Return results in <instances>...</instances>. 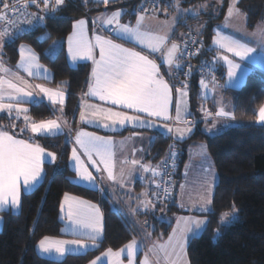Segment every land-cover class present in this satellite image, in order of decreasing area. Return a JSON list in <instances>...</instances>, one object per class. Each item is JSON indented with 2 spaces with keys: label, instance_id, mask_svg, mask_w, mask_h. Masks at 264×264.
<instances>
[{
  "label": "trees",
  "instance_id": "obj_1",
  "mask_svg": "<svg viewBox=\"0 0 264 264\" xmlns=\"http://www.w3.org/2000/svg\"><path fill=\"white\" fill-rule=\"evenodd\" d=\"M144 0H111L107 5L101 2L83 3L81 0L66 2L56 13L46 15L44 26L20 35L14 42H7L2 48L5 62L14 64L18 59V45L28 43L34 49L39 62L51 72V85H61L65 90L63 110L65 118L72 126L78 124L80 102L87 87L90 69L89 63H79L70 66L65 56L64 41L69 34L72 22L88 12L101 9H123V18L135 19ZM205 0H184L183 5ZM151 11L163 14L171 10L169 0H153ZM228 0L210 3L208 11L198 16L189 15L176 24L174 36L181 33L179 42L188 36L195 35L210 47L214 26L222 19L227 9ZM89 6L88 11L85 7ZM140 7V8H139ZM238 7L246 16L245 26L253 28L261 19L264 11V0H239ZM153 8L157 9L153 11ZM166 10V11H165ZM201 20L203 27L199 32L193 28ZM44 33H50V38L42 42L37 38ZM53 41H60L55 54H46ZM181 49V44H180ZM211 51H203L191 59L192 65L203 60H212ZM216 69L215 80L222 78ZM173 76V69H172ZM203 77L194 73L189 83V103L192 116H201V97L199 96L200 80ZM205 78V77H204ZM203 78V79H204ZM210 78V77H209ZM173 79V77L171 78ZM212 80V77L210 78ZM66 81V84H62ZM224 96L232 104L235 119L243 120L242 124L230 126L216 134H207L200 127L183 140L170 139L160 132L154 131V138L149 149L151 161H158L165 154L168 145L175 149V170L172 173L177 186L182 181V168L187 160V148L192 143L202 142L215 169L217 180L211 194L209 211L200 212L206 218L207 224L200 234L192 236L186 245V256L189 264H264V126L253 124L257 109L264 103V72L252 70L248 72L239 87L224 88ZM209 100L203 104L211 109ZM28 114L35 121L50 117L51 109L43 102L28 103ZM13 117L0 114V126L7 131L23 138L29 137L19 130V121L12 127ZM10 121V122H8ZM200 123V122H198ZM33 140L41 147L56 154V161L43 164V179L32 191L22 193V206L17 212L2 211V227L0 229V264H86L106 248H120L129 241L136 232V227L130 221L113 209L108 198L100 190L80 185L73 181L74 172L70 169L68 158L70 153L69 137L65 133L55 136L35 135ZM175 193L165 200H157L155 187L150 190L152 202L156 208L164 206L166 213L178 212L180 209L174 203ZM65 193L96 201L100 204L103 214L104 230L97 246L82 253H68L61 259L43 257L36 252L35 244L45 236L64 235L61 232L59 219V204ZM233 206L236 213H231ZM156 211V210H155ZM142 219L153 222L152 233L165 236L171 223L160 220L156 212L136 211ZM149 225V224H148Z\"/></svg>",
  "mask_w": 264,
  "mask_h": 264
},
{
  "label": "snow or ice",
  "instance_id": "obj_2",
  "mask_svg": "<svg viewBox=\"0 0 264 264\" xmlns=\"http://www.w3.org/2000/svg\"><path fill=\"white\" fill-rule=\"evenodd\" d=\"M99 2L107 5L109 0H99ZM88 3V0H84ZM181 0H174L170 6L176 9V16L172 17V24L165 21L166 30L161 32L143 31L144 21L147 18L146 14L148 9H142L140 14L137 15L135 26L120 23V18L123 15V9H118L111 14H101V16L94 18L93 23L99 20L102 25L116 26V31L122 36L134 39L140 44H144L151 51H163L169 40V33L172 31V25L178 19L179 13L192 12L198 16L202 10H207V4L197 5L191 9H181ZM239 0H232L229 5L228 14L225 17L226 22L232 23L234 20L240 22L246 21V16L241 12L237 6ZM35 5L40 12L44 14H54L62 6L65 5V0H23L21 6L13 5L12 11L14 15H18V19H9L7 10L9 5L4 4V10H0V20L6 22V26L0 29V50L7 42H14L20 35L25 34L27 31L34 29L37 26H44V15H38L34 12L27 11L28 7ZM42 5V7H41ZM157 9L153 8V11ZM166 11V10H165ZM87 21L85 19L77 20L73 24V32L68 36V52L73 61L86 58L91 59L94 67L92 68L91 78L88 85V92L85 96L98 97L101 101H111V103L129 111L136 113L146 114L149 117L164 118L165 120L172 119L169 116V106L172 102L173 89L163 77L160 76V67L153 60L147 56L142 55L132 49L125 48L120 44L114 43L112 40L103 36L96 35L94 37L95 43L87 37ZM27 25L29 27H24ZM203 25H198L197 32ZM11 29V31H10ZM251 35L259 37L261 42H264V24L257 25L256 31ZM50 38V33H44L37 39L43 41ZM213 42L217 45L218 50H226L233 53L236 57L244 59L254 51L245 43L234 39L231 36L223 35L217 31ZM57 41H53L46 54L53 57L57 46ZM193 43H196L193 40ZM201 46L203 42L200 41ZM95 47H99L100 58L97 60L93 55ZM187 43H185V49ZM197 49L194 53H189V56H194L199 53ZM20 61L17 68L26 72L29 76L37 75V72L43 71L47 74L48 70L39 63V56L30 45L21 44L19 47ZM183 51L179 45L172 43L164 53V61L169 66V70L173 68L178 71L182 68L181 57ZM224 60L228 64V78L230 83L239 84L243 80V75L248 69L242 70L241 75H237V69L241 68L240 64L235 63L225 55H218L213 58V61L206 62L203 67H208L207 75L212 77L213 91H215V76L213 75L214 62ZM191 65L189 71L184 73L185 76L191 75ZM11 69L6 67L3 60L0 59V73L8 74ZM13 75H15L13 73ZM20 80V77H17ZM66 84V81H62ZM200 84L203 88H208V83L202 78ZM34 87L39 90L38 93L28 91L26 88ZM178 99L176 101V117L178 123H182L185 127H176L175 129L168 127L165 128L168 132L178 134V138H183L187 133L192 131L188 126L191 122L182 119V112H187L186 100L187 97V84L185 83L182 88H176ZM40 93L47 96L52 103H59L61 111H63L65 93L61 89H50L43 85H28L27 81L21 80V83H15L13 80L6 78V75H0V111H6L11 117L12 113H16V119L20 118L21 114L25 121V127L21 132L29 130L34 134L55 136L63 132L64 126L67 121L49 119L35 121L31 116L27 115L29 109L22 107V103H39ZM11 102H5V101ZM81 112L80 118L82 121L89 123L94 120H100L102 126L105 128H115L123 126L126 123L138 124L140 126L153 127L154 124L150 120L141 119L140 115H129L128 111H113L111 108H102L95 104L80 105ZM203 110V109H202ZM211 115V113H208ZM217 116L231 117L235 119L233 113L224 111L221 107ZM256 121L264 123V104H261L257 109ZM12 127H15L13 124ZM215 128V124L209 128V131ZM75 144L83 150V155L91 161V165L86 164L81 159V154L77 151L76 147L72 148L71 161L73 168L76 172V177L85 181L90 185H96V177L89 171L90 167H95L97 172L101 171L100 165H103V170L107 172L108 179L116 180L117 176L114 174V161L112 152L113 141L111 138H104L97 136L93 133H87L83 130L78 131L75 137ZM171 148V146H170ZM203 153L207 158V148L201 145ZM171 157L175 156L174 152H170ZM98 157L99 159H95ZM45 160L49 162L56 161V154L46 152L39 144L29 143L27 140L18 139L16 136L7 131L0 130V212L13 211L17 212L22 206L21 201V188L23 187L26 192L34 190L41 180L43 179V163ZM127 163V161H125ZM138 161H131V164L136 165ZM210 163V162H209ZM163 166L167 167V161H162ZM145 171H151L153 176L161 174L159 172L160 166L152 167L150 165H141ZM206 173L212 172L214 178V170L209 168L204 169ZM123 175V170H121ZM122 182V181H121ZM159 188L160 185H157ZM183 188V185H181ZM210 187L208 189V198L201 197L200 210L209 211L208 205L211 204ZM170 189L163 188V197L159 193H154L157 200L166 199L169 195ZM146 195V194H145ZM140 206L145 210H152L155 205L149 199L140 202ZM181 207H184L182 204ZM61 213L63 217L69 221L68 230L80 239L62 240L53 237L45 236L38 244L41 253L56 257H63L69 252H79L87 250L90 246L96 247L97 241L102 237L104 225L103 214L96 204L90 201L82 200L78 197L71 196L68 193L64 194V198L60 203ZM235 206H233L231 213H224L221 221L224 222L226 217H231L236 213ZM207 221L197 219L194 217H180L178 218V227L173 229L172 234L169 236L168 241L164 245H156L164 252V258L169 261V264H177L178 261H183V264H188L186 260V244L191 236L199 234L202 227L206 226ZM138 243L135 239L130 241L124 248L113 252L109 248L100 257H96L90 264H102V257H108L109 264H122L120 256L122 253L127 252L129 257L128 264H134L133 258L138 250ZM142 264H151L148 256H145Z\"/></svg>",
  "mask_w": 264,
  "mask_h": 264
},
{
  "label": "crops",
  "instance_id": "obj_3",
  "mask_svg": "<svg viewBox=\"0 0 264 264\" xmlns=\"http://www.w3.org/2000/svg\"><path fill=\"white\" fill-rule=\"evenodd\" d=\"M81 1L84 3V0H81ZM89 1L99 2V0H88V2ZM109 1H111V0H109ZM220 1L221 0H207V6L208 7H207L206 11L209 10L208 8L210 7L211 2L217 4ZM231 2H232V0H228V5H227V9L225 11V14L223 15L222 19L213 28L214 34L212 35L211 41H210V48L213 51L211 58L213 60V58L217 57L218 55H225L229 59L233 60L235 63L240 64L241 68L236 70L238 76L241 75L242 70L248 69V71L246 73H244L243 80L239 84L230 83L229 78H228V64H227V62H225L222 59L218 60V62H214L216 68L220 72H222V75H221L222 78L220 80H215V91H213V82L210 79L211 77L210 78L209 77L204 78V80L208 83V88L205 89L200 84L199 96L201 97L200 100L202 102V106L200 107L201 108V111H200L201 116L198 118H195L192 116V113L189 112L187 114V119H188V117L191 118V121L189 119H188V121L191 122L189 125L192 128V131L190 133H187L183 138H179V139H175V140L185 139L194 131V129L196 127H200V129L203 132L210 134V135L219 133L222 130H224L227 122L233 121V119L231 117L217 116L216 115L217 111L221 107H223L224 111L232 113V104L228 99L225 98L224 93H223L224 88H226V87L236 88V87L240 86L242 84V82L244 81L246 74L252 70L257 69V70H261L264 72V42H261L259 37L251 35L253 32L256 31L257 25L264 24V19H262L260 22H258L251 29H249L245 26L244 20H242L240 22H237L234 20L232 23L226 22L225 17L228 14L229 5L231 4ZM118 9H121V8H115V9H110V10L101 9L99 11H94L92 13L88 12L86 15L75 19L72 22L69 34L65 38L64 48H65V56H66L67 63L70 66H76L79 63H85V62L90 64V69H89V74H88V79H87V87L85 89L84 94L87 93L89 90L88 85H89L90 78H91L92 68L94 67L93 62L91 59H86V58H80V59L73 61L69 55V52H68V47H69L68 36L73 32V24L77 20H80V19H85L88 22L87 23V37L93 43H95L94 37L96 35H100V36H103L107 39L112 40L116 44H120L125 48L132 49L136 52L141 53L142 55L147 56L150 60L155 61L157 63V65H159L160 76L163 77V79L166 80L168 82V84L173 89L172 102L169 106V116L172 119L165 120L162 117L161 118L150 117V119H153L155 121H158V122H161L164 124H168L169 127L173 128V129L176 128V125H184L182 123L176 122V120H175V117H176V101L178 99V94L175 91L176 87L174 88V86L171 84V81H172L171 78L173 77L172 76V70L170 72L169 66L164 61V53L167 52V48L170 47L173 42L176 43L177 45H179V47H180V42L178 40L182 34L177 33V35L174 36V30H175L176 24L180 21L181 17L178 16L177 21L175 22L174 25H172V31L169 33L168 43L164 47L163 51L153 52V51H151V49L147 48L144 44H140L137 41H135L134 39H130L126 36H122L121 34H119L116 31L115 24H113V25H102L99 20H96V22L93 23L94 18L101 16V14H111L112 12H114ZM203 11L205 12V10H202L199 13H201ZM140 12L136 13L135 19L132 21L130 19L123 18L121 16L120 23L135 26L137 15L140 14ZM241 12L243 13L242 10H241ZM169 13H170V11L164 12L163 14H158L156 12H152L151 10H149L146 14L147 18L144 21V25H143L142 30L143 31H151V32H161L162 33L163 31L166 30V25L163 22L167 21V22H169V24H172V17L170 16ZM189 15H191V13L185 15V17L189 16ZM192 16H194V14ZM108 28H110L111 31L107 33L106 29H108ZM217 31H220L223 35L231 36L234 39L239 40L241 43L247 44L249 47H252L254 49V51L252 53H250L248 57L241 59L240 57H236L233 53L227 52L226 50H222V49L218 50L217 45H215L213 42V38H214ZM243 36H245V37H243ZM93 55L95 56V58L97 60L100 58L99 47L94 48ZM49 79H51V76H48V77L42 76L40 78V80L43 82V84L56 89L57 85L55 86V85L49 84L47 81ZM29 82H31V81H29ZM60 87H61L60 89H62L65 92L64 88L61 85H60ZM84 94H83L82 98H83V102L85 104H95V105H98L99 107H102V108H111L113 111H128L129 115H143V116L149 117L146 114L136 113L134 111H129L127 109L121 108L118 105L114 106L111 103V101H101L98 97L85 96ZM82 98H81L80 105L82 103ZM41 99L42 100H40V101L45 103L51 109V115H50V117H47V118L53 117V115H52L53 105H51L50 101L44 100L42 97H41ZM64 100H65V98H64ZM205 100L210 101L208 103L212 105L211 109H209L206 106V104H203ZM57 104H59V103H57ZM59 106L61 107L60 104H59ZM80 112H81V107H80L79 116H78V124L76 126H72L68 123V121L64 115V110H63V116L60 115V117H59V120H62V118H63V121H67V124L64 126V130L62 133H65L68 135L70 145H71L68 163H69L70 169L74 172L73 181L75 183L80 184V185H84L87 187H91V188L100 190L104 195H106L111 206L115 210H117V209L114 208L113 200H116L122 206H128L131 208V206H133L134 203L140 204V202L142 200H144L145 197H148V196L151 197L149 195V190L153 189L154 187L151 184H149V187H148L147 182H149V181L155 182L157 175L153 176L151 171H145L141 167V165H150L152 167H156L159 164L158 161H151V158H149V149H150V146H151L153 138H154V131L160 132L163 135L170 137V139H172V140L174 138H171V136L174 135L175 131L169 132L168 134H165L162 131H160L161 129H158V128H150L147 126L138 127L139 126L138 124H131V123H126L123 126H117L115 128H105L102 126V123L100 120H94V122H92V123H89L87 121H82L80 118ZM208 113H211V115H208ZM0 114H2V113H0ZM198 122H200V123H198ZM242 123L243 122H239V123H235V124L238 125V124H242ZM252 123L264 126V123L257 122L256 118H255V120L252 121ZM213 124H215V128H212V130L209 131V128H211V126ZM0 130L7 131L4 128H2L1 126H0ZM81 130H83L84 132H87V133H93V134L100 136V137L111 138V140L113 141V144L111 147H112V152L114 153L113 161H114V174L117 176L116 180L108 179L107 172L103 170V165H100V168H101L100 172H97L95 167L89 168V171H91L93 176L96 177V185L95 186L90 185L85 181H81L76 177V172L73 168V162L70 159L73 147L77 148V151L81 154V159L86 164L91 165V161H89L88 158L83 155V150L80 149L79 146L75 144L76 133L78 131H81ZM7 132L16 136V138H18V139H23V140H27L29 143L38 144L37 142H35L33 140L34 135L33 136L29 135V137L23 138L16 133H13L10 131H7ZM138 132H141L143 134L148 133V135H150L148 138V142H147L145 149L143 148V146L140 143V139L138 138L139 136L134 134V133H138ZM138 140H139V142H138ZM201 143L202 142L192 143L191 145L188 146V148H187V160H186L185 164L183 165V168L181 171L182 180H185V177H186V175H187V173L190 170L192 165L196 166L199 170H200V168H203L205 166L207 168H209V166H211V169L214 170V178H212V183H211L212 184L211 185L212 191H213L214 185H215L216 180H217V175H216L215 169L212 165V162H211V159H210L208 153H207V157H208L207 159L208 160H206V157H205L203 150L200 146ZM202 144H204V143H202ZM141 148L144 149L145 151H143ZM45 151L51 152V151L46 150V149H45ZM131 157L133 160L138 161L139 163L136 165L131 164V161H129V159ZM94 158L97 160L99 159L98 157H94ZM203 158H205V160H202ZM189 159H190L189 164L186 165ZM125 161H127V163H125ZM44 163H52V162L45 160ZM121 170H123V175H121ZM179 186H180V184L177 186V188ZM212 191H211V194H212ZM22 193H26V191L23 187L21 188V194ZM70 195L74 196V197H78V198L85 200V201H90L92 204L98 205L100 208V211H101V207H100V204L98 202L90 200V199L82 198V197H79L77 195H73V194H70ZM63 198H64V195L62 196L61 201L63 200ZM61 201H60V203H61ZM208 208L210 209V205L208 206ZM141 209H142V212H145L144 208H141ZM143 209H144V211H143ZM9 211H11V210H9ZM139 211H141V210H139ZM196 212H205V211H201V210L197 209ZM172 213H170V214H172ZM58 214H59V219L61 220V232L64 235L49 236V237H53L56 239H62V240H67L66 237H70L72 239H80L79 236L73 235L71 233V231L68 230L69 221L63 217V214L61 213V209H60V204H59ZM157 216H159V215L157 214ZM1 227H2V218L0 215V229H1ZM40 240H38L37 243L35 244L36 252L39 255H41L43 257L53 258V259H61L66 255L65 254L63 257L58 258L55 256V254H53L52 256H49L48 254L41 253V251L38 248V244H39ZM106 249L108 250L109 248H106ZM106 249L101 251V253H103L104 251H107ZM116 251H118V250L117 249L113 250V252H116ZM69 253H77V252H69ZM80 253H82V252H80ZM120 259L122 261V264L127 263V259L125 256H120Z\"/></svg>",
  "mask_w": 264,
  "mask_h": 264
},
{
  "label": "rangeland",
  "instance_id": "obj_4",
  "mask_svg": "<svg viewBox=\"0 0 264 264\" xmlns=\"http://www.w3.org/2000/svg\"><path fill=\"white\" fill-rule=\"evenodd\" d=\"M183 1L184 0H181V3H180V8L181 9H191V8H194L197 5L207 4V0L196 2V3H193V4H187V5H183L182 4ZM89 2H94V1H89ZM173 3H174V0H169V5H172ZM89 4H92V3H88V5ZM170 7H171V10H170V13H169L170 16L171 17L176 16L177 15L176 9L174 7H172V6H170ZM88 8H89V6L85 7V10L88 11ZM140 11H141V9L138 10L137 13H139ZM189 13H191V15H193L192 12H187V13L181 12V13H179V16L181 17V19H180L181 22H184L185 15H187ZM262 19H264V11H263V14H262ZM198 25H201V20H198ZM197 27L193 28L192 30H194V32H197ZM243 37H245V36H243ZM57 42L58 43H57L56 49L58 48L60 41H57ZM21 44L29 45L28 43L21 42L18 45V53H19V47H20ZM1 53H2V50H0V59L3 60L4 64L6 65V67L11 69V72L8 73V74L0 73V75H6V78L13 80V82H15V83H21V80H23V81H27L28 85H31V86L43 85L46 88L54 89V88H52L50 86H47V85L43 84V82L40 80V78L42 76L43 77L51 76L50 70L47 67H45L41 62H39V63L41 65H43L44 68H46L48 70L47 74H45L41 70V71L37 72V75L29 76L26 72H24L23 70L17 68V64L20 61V53L18 54V59H17V61L14 64H10V63L5 62ZM13 73L15 75H13ZM17 77H20L21 79L18 80ZM29 81H31L33 84L31 82H29ZM184 84L185 83H177V84H174L173 86H174V88L175 87L176 88H182ZM186 84H187V93H188V95H187V97H185L183 99H185L186 102H187L186 103L187 112H182L181 115H182V119L187 120V121L189 119L191 121L190 117H188V119H187V114L190 112V103H189V89H188L189 88L188 87L189 83L186 82ZM60 88H61L60 85H57L56 89H60ZM26 90L33 91L34 93H38L39 92V90L34 88V87H28V88H26ZM40 96L44 100L50 101L47 98V96H45L44 94L40 93ZM40 100H42V99H40ZM5 102L7 103V102H11V101H7L6 100ZM51 105H53V107H52L53 108V110H52L53 117L46 118V119H40V120L57 119L59 121L60 115L63 116V111L60 110L61 107L59 106V104H57V103L54 104V103L51 102ZM21 106L29 109V104L28 103H22ZM0 113H4L7 116H9L6 111H0ZM23 115L24 114H21L19 119H16V113L15 112L12 113L11 117L9 116V118L13 117V119H14L13 120L14 122L11 123L12 125L13 124L15 125L16 120H18L20 122L19 123V125H20L19 126V130L20 131H21L22 128L25 127V121L23 119ZM27 115H29V114L27 113ZM140 116H141V119L150 120L154 124V126L150 127V128H158V129H161L160 131H162L165 134L169 133L167 131V129L165 128V124L164 123H161V122L155 121L153 119H150V117H146V116H143V115H140ZM40 120H37V121H40ZM62 120H63V118H62ZM8 122H10V121H8ZM239 122H247V121L233 119L232 122H227L225 128L226 127H230V126H235V125H237L235 123H239ZM138 127H142V126L139 125ZM168 127H169V125H168ZM176 127L183 128L185 126L184 125H176ZM23 132H26L28 135H31V136L39 135V134L32 133L30 131V129L26 130V131H23ZM134 134L139 136L138 138L140 139V143L143 146V148L145 149L146 145H147V142H148V138H149L150 135H148V133L143 134L141 132L134 133ZM171 138L179 139L178 138V134L175 133V132H174V135L171 136ZM138 142H139V140H138ZM201 145H204V144L201 143L200 146ZM144 149H142V150L145 151ZM207 158H206V160H208ZM202 160H205V158H203ZM129 161H133L132 157L129 159ZM189 161H190V159L188 160L186 165L189 164ZM206 168L207 167L205 166L203 168H200V170H199L196 166L192 165L190 170L188 171L186 177H185V180H182V182L180 183V186L177 188L176 195H175L176 198H175V201H174V203L180 209V211H178V212L174 211L172 214H170V213L167 214L166 211H164V209H165L164 206L158 207V208H156V206H155L152 210H145V211H151L153 213H155V210H156V213L160 216V220H164V221L170 222L172 224L170 229H169V231H168V233L165 236H163L160 233H158L157 235H154L152 233V230L154 228L153 222L149 223L147 219H142L139 215H137V213H136L137 210H141L142 211V209H141L142 207L140 206V204L134 203L133 206H131V208H130L128 206H122L116 200H113L114 208H116L117 211L120 214H122L127 219V221H130L136 227L135 235L129 241H127L125 244H123L122 247L118 248L117 250H120L121 248H124L125 245H127L130 241L135 239L137 241L139 247H138V250L136 251L135 256L133 258L134 264H142V262L144 261L146 255L148 256L149 260L151 261V264H169V261L164 258V252L162 250H160L158 247H154V246H156V245H164V244L167 243L169 236L173 232V229L178 227L177 221H178V218H180V217H194V218L202 219V220L206 221V218L203 215L199 214L200 212H196L197 209L200 210L201 197L203 196L205 198H208V196H209V192H208L209 187H210V189L212 191V186H211L212 184L211 183H212L213 175H212V172L206 173L204 171V169H206ZM147 183H148V187H149V184H151L153 187H155V185H156V183L153 182V181H149ZM181 185H183V188H181ZM150 190H149V195H150ZM211 191H210V196H211ZM150 198L151 197H149V196L145 197V199L151 200ZM153 204L155 205L154 202H153ZM182 204L184 205V207H181ZM143 211H144V209H143ZM225 220H227V222H228V218L227 217L225 218ZM203 228L204 227H202V229ZM200 232H199V234H200ZM190 237H191V234H190ZM66 239L67 240H73L70 237H66ZM92 248H94V247L90 246L87 250H90ZM84 251H86V250H81V251H79L77 253L84 252ZM105 252L106 251H104L103 253H105ZM101 254L102 253L100 252L93 259H91L89 262H87L86 264H88V263L90 264L91 261L95 260L96 257H100ZM121 256H125L126 257V259H127V263L126 264H128L129 257L127 255V252L122 253ZM186 260H187V256H186ZM187 262H188V260H187ZM102 264H109L108 257H102ZM177 264H183V261L182 260L178 261Z\"/></svg>",
  "mask_w": 264,
  "mask_h": 264
},
{
  "label": "built area",
  "instance_id": "obj_5",
  "mask_svg": "<svg viewBox=\"0 0 264 264\" xmlns=\"http://www.w3.org/2000/svg\"><path fill=\"white\" fill-rule=\"evenodd\" d=\"M71 1H73V0H65V3L71 2ZM5 3H7L9 5V9L7 10L8 18L9 19H18L19 16L13 14L12 6L14 4L17 5L18 7L21 6L23 4V0H0V10H4V4ZM153 3H154L153 0H144L142 2L141 11H142V9L151 10V6ZM41 7H42V5H41ZM27 11L37 13L38 15H44V17L46 15H51V14H44L43 12H40L35 5L29 6ZM5 26H6V22L4 20H0V29L4 28ZM23 26L29 27L27 25H23ZM30 30H32V29L30 28ZM10 31H11V29H10ZM110 31H111V29L108 28L107 33ZM193 40H195L196 43H193ZM200 41L201 40H198L195 35H192V36L190 35L180 42L181 50L183 51V56L181 57L182 68L179 71L175 68L173 69V79L171 81L172 85L177 84V83L188 82V80L190 79V77L194 73L200 75L203 78L204 77L205 78L211 77V76L207 75V73L209 71L208 67L202 68V65H204L206 62H209L208 60H203V61L195 63L193 65L191 63V59L198 56L201 52L211 51L210 47L205 46L204 44H203V46H201ZM185 43H187L186 49H185ZM197 49H200L199 53H197L194 56H189V53H194V52H196ZM189 65H191V69H192L191 75L185 76L184 73L189 71ZM213 75L216 76V69L215 68H213ZM170 146H171V148H170ZM170 152L175 153V149L172 145L167 146L164 156H162V158H160L158 160V163H159L158 165L160 166L159 172L161 174L157 175V177H156L155 189H156V193H159L161 197H163V188L164 187H168L170 189L168 197L172 194V186H173V182H174L172 173L176 167H175V162H174L175 156L171 157L169 155ZM165 160L167 161V167L166 168L162 164V161H165ZM157 185H160V187L158 188ZM161 200H165V199H161Z\"/></svg>",
  "mask_w": 264,
  "mask_h": 264
},
{
  "label": "water",
  "instance_id": "obj_6",
  "mask_svg": "<svg viewBox=\"0 0 264 264\" xmlns=\"http://www.w3.org/2000/svg\"><path fill=\"white\" fill-rule=\"evenodd\" d=\"M176 187H177V182L174 181V182H173V186H172V193H173V194L175 193V189H176Z\"/></svg>",
  "mask_w": 264,
  "mask_h": 264
}]
</instances>
